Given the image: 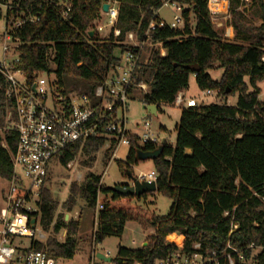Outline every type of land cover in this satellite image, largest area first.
<instances>
[{"label":"trees","instance_id":"obj_1","mask_svg":"<svg viewBox=\"0 0 264 264\" xmlns=\"http://www.w3.org/2000/svg\"><path fill=\"white\" fill-rule=\"evenodd\" d=\"M109 1L120 4L115 28L121 31V36L117 39L113 33L106 39L97 33L91 36L102 20V4ZM230 1L234 42L225 41L215 29L205 1L185 0L186 28L156 32L154 41L162 43L166 54L163 57L160 49L153 50L136 84L148 85L149 93L143 104L157 106V113L162 105H172L179 93L188 90L191 75L195 76L200 91L220 89L224 98L237 96L236 104H201L182 109L175 143L166 141L162 154L153 161L157 192L140 198L112 192L101 182V176L90 171L107 138L68 147L59 162L66 167L83 154L88 157L82 162L87 174L82 183L70 185L68 198L61 206L49 187L43 189L39 227L48 237L28 240L27 250L47 253L57 262L73 260L78 251L82 214L77 220H66V214L73 213L82 200L95 216L101 206L95 244L107 237H121L127 223L154 231L147 246L119 247L110 264H152L163 259L175 248L165 244L166 237L174 233L185 237L186 252H194L193 246L200 244L202 251L220 253L230 243L245 258L241 262L235 257V264H250L251 260L264 264V101L259 98L258 87L264 82V0H251L252 17L260 25L246 15L245 8L241 10L246 4L241 0ZM70 5L71 11L64 17L59 0H0V19L20 14L37 19L16 30L21 42L17 51L19 68L29 80L40 74H53L61 86L65 87V79L82 81L86 93L93 94L116 67L120 53L127 49L124 44L127 34L138 31L141 36L153 19V10L160 8L161 0H70ZM6 6L12 7L13 12L8 10L4 14L2 7ZM182 36L187 38L178 39ZM194 64L200 68L196 74L184 68ZM215 65L223 70L219 81L210 75ZM6 87L0 73V179L4 182L12 178L11 153L18 145L17 135L4 130L12 106L5 96ZM131 138L127 160L119 161L118 166L122 172L132 174V167L140 162L138 153L154 152L161 145L140 146L138 136ZM115 143L112 141V148L107 150L106 160H110ZM157 195L172 201L164 217L148 207L154 204ZM140 202L145 207L139 206ZM59 209L64 213L58 214ZM234 226L237 229L232 232ZM62 233L65 238L60 241Z\"/></svg>","mask_w":264,"mask_h":264},{"label":"built area","instance_id":"obj_2","mask_svg":"<svg viewBox=\"0 0 264 264\" xmlns=\"http://www.w3.org/2000/svg\"><path fill=\"white\" fill-rule=\"evenodd\" d=\"M203 1L206 2L213 25L223 28L224 22L231 23L230 0ZM241 2L245 4L250 0ZM104 4L110 5L107 13L101 8L108 22L101 24L102 19L96 25L94 33L101 34L108 30L109 35L113 33L117 39L121 36V31L115 28L120 4L117 1ZM61 7L63 16L68 17L72 8L70 0ZM163 8L170 9L171 22L161 17ZM187 9L188 4L185 0H161L160 8L153 10V19L146 31L141 36L138 31L127 34L124 43L127 49L120 53L116 67L93 94L66 90L53 74H40L29 80L19 68L17 51L21 42L16 36V30L26 22L35 23L37 19L25 17L24 14L9 19L3 17L5 30L0 35V42L3 43L5 59L0 63V73L7 84L6 99L12 104L7 113V127L4 130L17 135L18 145L16 151L11 153L12 178L5 182L7 189L4 187L0 190L2 205H0V264H57V261L47 253L27 250L28 246L21 245L19 241L28 242L33 238L39 240L45 238L39 227V201L43 189L48 187L51 162L59 160L68 147L94 138H107L104 145L107 150L112 148V141L116 142L111 158L115 157L120 146H131V137L134 134L127 129L126 118L129 98L137 91L144 96L149 93L148 85L144 82L136 84V78L150 62L153 50L160 47L161 56L164 57L166 54L162 43L154 41L156 32L165 29L184 31L187 26L185 17ZM5 10L4 14L8 10L13 12L9 6H6ZM16 10H19V7ZM230 30L232 31V27L226 28L225 38L231 37ZM149 49L151 50L149 56L144 59V54ZM9 54L14 56L11 61L7 60ZM219 92L220 90H205L201 91V96L216 97ZM172 105L184 109L201 104L195 99H185L181 92ZM148 143L159 146L162 141L152 132L151 122L146 121L144 135L139 137V145L144 146ZM2 146L7 147L5 143ZM76 160L71 161L66 168L74 169ZM135 179L139 182H156L157 174L155 171L140 174ZM101 182L103 183V178ZM100 209L101 206H98L96 221ZM33 219H36L34 228L31 226ZM236 229L237 226H234L232 232ZM171 235L178 239L182 238V241L169 240L168 237ZM171 235L166 237L165 244L174 246V250L152 264H222V262L235 264V257L241 262L245 261L242 252L233 248L230 243L220 253L202 251L200 244L193 246L194 252H186L183 250L185 237L176 233ZM250 248H254V245ZM104 255L109 257L110 253Z\"/></svg>","mask_w":264,"mask_h":264},{"label":"rangeland","instance_id":"obj_3","mask_svg":"<svg viewBox=\"0 0 264 264\" xmlns=\"http://www.w3.org/2000/svg\"><path fill=\"white\" fill-rule=\"evenodd\" d=\"M60 4L66 3L68 0H59ZM246 7H242L241 10L246 11V15L253 19V4L250 0L249 3H245ZM3 13H5V7H2ZM103 15V14H102ZM161 17L166 20L167 22L172 21V14L170 9L163 8L160 13ZM190 26L192 31H194V17L191 16ZM102 23L105 24L108 22L106 16L103 15ZM256 25H259V20L253 19ZM224 22V21H223ZM223 28H218L214 25L215 29L218 30L219 33L223 36L225 41L234 42L235 34H232L231 37L225 38V30L230 26V22H224ZM5 30V22L4 19H0V35ZM234 33V31H233ZM102 39H106L109 36L108 30L105 33H99ZM186 36L180 37L181 40L186 39ZM160 47H157V49ZM150 49L146 51L144 54V59L149 56ZM7 60L11 61L14 59L13 55H8ZM5 59V54L3 51V43L0 42V63L3 62ZM215 65V69L211 71V76L213 80L219 81L222 77L223 70L219 69ZM54 67V66H53ZM53 77V76H52ZM65 88L66 90H73L76 92H86V84L82 81L77 80H68L65 79ZM248 82V79H246ZM260 89V100L264 101V82L258 84ZM220 90V89H217ZM250 91L252 89L250 88ZM188 97H191L198 101L200 104H212V103H219V104H227V105H235L237 102V96H230L224 98L222 96V92L220 90L218 96L216 97H202L201 91L199 90L196 79L194 75H191L189 80V88L186 90ZM144 94L140 91L135 92L129 98L127 104V129L130 133L136 136H143L144 135V124L146 121L151 122L152 124V132L163 142L167 141L170 144H174L176 141V127L180 121L182 109L176 108L174 105H162L160 107L159 112L157 115L149 114L147 111V106L143 104ZM1 131V129H0ZM107 152V148H102L95 156L96 160L94 161V166L90 170L97 176H101L103 178V184L107 187H112L115 185H122V184H130L131 180L128 178V171L122 172V170L118 166V162H126L127 156L129 153V147L127 146H120L115 153V157L111 158L110 160L105 159V154ZM88 157L83 154H79L76 160V165L74 169H68L64 167L59 160H54L51 162L50 165V179L48 183V187L50 188L54 199L60 203V206L67 200L69 195L70 185L73 182L82 183L84 178L87 174L86 169L82 167V162L86 161ZM155 171L154 162L151 160L148 161H140L138 165L132 167V175L133 178L138 177L140 174H150L151 172ZM6 188V183L0 179V190ZM139 206L145 207L143 202L138 203ZM1 205V199H0ZM172 205V201L163 195H157L154 201V204L149 205V209L154 212L156 215L164 217L168 215L170 208ZM2 206V205H1ZM0 206V207H1ZM64 211L59 209L58 214H63ZM82 214V215H81ZM69 215V219L73 218L77 220L81 215V231L77 236L78 240V251L73 260H60L57 264H97L100 262L96 255L97 253L107 254L110 253L111 258H115L118 252L119 247H126L128 249H140L143 244H148L149 236L154 234L152 229L148 231H144L141 227L136 223H127L124 234L121 237L112 236L107 237L104 241L100 244H95L94 242V234L97 230V221L95 213L86 208L84 201L79 200L78 204L71 214ZM97 223V224H96ZM45 238L47 239L48 235L44 234ZM60 241H63L65 238V233H62L59 237ZM175 239L173 238L171 241ZM179 240V239H178ZM21 245H27V241L19 240ZM147 246V245H146ZM257 253V251H256ZM250 264H254L251 260Z\"/></svg>","mask_w":264,"mask_h":264},{"label":"water","instance_id":"obj_4","mask_svg":"<svg viewBox=\"0 0 264 264\" xmlns=\"http://www.w3.org/2000/svg\"><path fill=\"white\" fill-rule=\"evenodd\" d=\"M110 8L109 4H104L102 6V10L104 13H107L108 10ZM91 36L94 35V31H91L90 33ZM184 68L186 70L191 71L192 73H198L200 71V68L198 65L194 64V65H187L184 66ZM147 111L149 114H153V115H157V111H158V107L151 105V106H147ZM166 143V141H163L161 146L154 152H145V151H140L138 153V160L139 161H154L156 160L163 152V145ZM128 178L131 180L130 184H122V185H115L110 187L112 192H115L121 196L124 197H135V198H140L141 196H143L144 194H153L157 192V185L156 182H139L138 180H136L135 178H133V175L128 172ZM69 219V215H67V220ZM36 224V219H33L31 222V226L34 228ZM147 244H145L144 246H146ZM96 258L100 261V262H104L107 264L112 263L113 258L108 257L104 254L101 253H97Z\"/></svg>","mask_w":264,"mask_h":264},{"label":"crops","instance_id":"obj_5","mask_svg":"<svg viewBox=\"0 0 264 264\" xmlns=\"http://www.w3.org/2000/svg\"><path fill=\"white\" fill-rule=\"evenodd\" d=\"M261 24V22L259 21V25ZM232 33H233V28H232ZM234 34V33H233ZM230 36H232V35H230ZM228 42H231V41H229L228 40ZM211 73V72H210ZM211 75V74H210ZM195 77V76H194ZM183 93V95H184V97H185V99H193V98H191V97H188V95H187V92L186 91H183L182 92ZM66 220H67V218H66ZM69 220V219H68ZM181 239V238H180ZM146 243H144L143 245H145ZM142 247H144V246H142Z\"/></svg>","mask_w":264,"mask_h":264},{"label":"bare ground","instance_id":"obj_6","mask_svg":"<svg viewBox=\"0 0 264 264\" xmlns=\"http://www.w3.org/2000/svg\"><path fill=\"white\" fill-rule=\"evenodd\" d=\"M230 35H232V31L230 30ZM173 238V235L169 236L168 239L171 240ZM172 241H179L181 242L182 241V238L178 240V238L175 237V239H173Z\"/></svg>","mask_w":264,"mask_h":264}]
</instances>
